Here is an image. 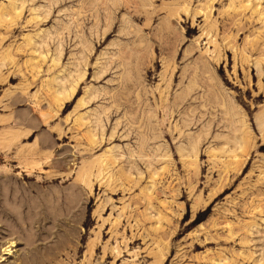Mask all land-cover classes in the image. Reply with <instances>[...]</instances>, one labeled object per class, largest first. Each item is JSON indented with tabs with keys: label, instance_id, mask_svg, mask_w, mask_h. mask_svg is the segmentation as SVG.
I'll return each instance as SVG.
<instances>
[{
	"label": "rangeland",
	"instance_id": "1",
	"mask_svg": "<svg viewBox=\"0 0 264 264\" xmlns=\"http://www.w3.org/2000/svg\"><path fill=\"white\" fill-rule=\"evenodd\" d=\"M263 115L264 0H0V264H264Z\"/></svg>",
	"mask_w": 264,
	"mask_h": 264
},
{
	"label": "bare ground",
	"instance_id": "2",
	"mask_svg": "<svg viewBox=\"0 0 264 264\" xmlns=\"http://www.w3.org/2000/svg\"><path fill=\"white\" fill-rule=\"evenodd\" d=\"M125 4L127 5V3H125ZM128 5H129V4H128ZM189 86H190V85H189ZM189 90H190V89H189ZM72 91H73V89L70 91V93H71ZM70 93H69L68 95H67V93H66L65 96H64V99H66V98H68L69 96H71ZM189 93H190V92H189ZM71 94H72V93H71ZM53 99H55V98H53ZM58 99H59V98H58ZM58 99H57V100H58ZM60 100H61V98H60ZM60 100H58L57 102H60ZM61 101H62V100H61ZM164 102H165V100H164ZM162 106H163V105H162ZM263 116H264V115H263ZM261 118H262V117H260V120H261L262 122H264V119H263V118L261 119ZM262 122L260 123L259 127H262V126H263V123H262ZM244 139H245V138H244ZM247 140H248V139L245 140L246 143H247ZM195 147H196V146H195ZM195 147H194V148H195ZM243 148H246V147H243ZM243 148H242V149H243ZM247 149H248V148H247ZM241 151H243V150H241ZM11 182H12V181H11ZM10 189H11V188H10ZM3 190H4V189H3ZM12 196H13V195H12ZM14 198H15V197H14ZM22 199H23V198H22ZM1 203H2V202H1ZM11 205H12V204H11ZM11 205H9V204L6 203L5 205L0 206V208L3 209V210L1 209L2 212H3V211H4V212H13L14 209H13V207H12ZM37 208H38V207H36V209H37ZM41 208H42V207H41ZM15 209H16V212H17V208H15ZM33 209H35V208H33ZM48 209H50V208H48ZM23 210H24V209H23ZM25 210H26V209H25ZM2 212H1V213H2ZM16 212H15V213H16ZM38 213H40V212H38ZM5 214H6V213H5ZM16 214H17V213H16ZM34 216H35V215H34ZM39 216H40V215H39ZM14 218H15L18 222H21V221H22V218H21L20 216H18V215L14 216ZM44 218H45V217H44ZM30 219H31V218H30ZM30 219H29V220H30ZM36 222H37V221H36ZM38 222H39V221H38ZM34 223H35V222H34ZM12 245H13V243L11 242L7 247L5 246L6 248L3 249V252H5V251L9 252L10 249H8V248H9V247H13ZM3 255H6V254H3Z\"/></svg>",
	"mask_w": 264,
	"mask_h": 264
}]
</instances>
